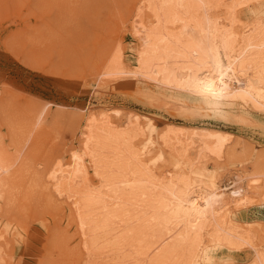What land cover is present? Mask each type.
Instances as JSON below:
<instances>
[{
    "label": "bare ground",
    "instance_id": "obj_1",
    "mask_svg": "<svg viewBox=\"0 0 264 264\" xmlns=\"http://www.w3.org/2000/svg\"><path fill=\"white\" fill-rule=\"evenodd\" d=\"M222 1L233 2L136 0L133 6L145 33L143 53L158 69L154 79L190 93L199 104L231 116H242L246 110L264 113V11L251 20L243 19V9L222 15L218 10ZM263 4L264 0L254 1V6ZM92 120L97 122L86 135L84 148L95 170L93 182L80 186L74 181L64 199L55 200L58 205L65 201L66 211L53 227L59 231L66 226L70 235H60L61 230L55 236L51 230V238L66 264H212L219 252L222 261L214 259V264H264V219H241L236 214L255 197H264V165L248 171L219 164L209 170L202 163L210 153L222 164L235 158L233 133H200L205 140L197 145L195 157V137L170 124L159 135L160 163L155 155L145 156L144 148L137 149L138 121L119 128L115 121L97 116ZM212 138L216 143L210 146ZM1 145L0 156L8 145L0 133ZM7 158L0 157V173H5L0 185L11 188L17 184L14 179L22 184L27 177L22 180L20 173H9L14 160L5 162ZM2 188L0 193L10 198L12 192ZM30 190L24 196L28 203L33 200ZM49 192L47 196L54 197Z\"/></svg>",
    "mask_w": 264,
    "mask_h": 264
},
{
    "label": "rangeland",
    "instance_id": "obj_2",
    "mask_svg": "<svg viewBox=\"0 0 264 264\" xmlns=\"http://www.w3.org/2000/svg\"><path fill=\"white\" fill-rule=\"evenodd\" d=\"M135 1L0 0V133L8 142L1 156L9 155L5 162L14 160L9 173H20L22 180L27 177L22 184L14 179L17 184L11 188L0 185L12 192L11 199L0 193V264H66L61 248L52 239L58 231L54 223L66 211L65 201H60V206L57 202L67 195L70 183L81 186L93 182L95 170L84 148L97 122L93 116L112 124L115 121L119 128L138 121L141 134L136 137L140 141L137 149L144 148L145 156L155 155L160 163L159 135L173 124L195 137V157L197 145L205 140L200 133L230 132L236 136L237 160L231 158L222 164L209 151L202 160L209 170L224 165L252 171L256 165H264L263 112L246 110L242 116L250 117L247 122L245 117L199 104L190 93L153 78L158 69L143 53L145 33ZM254 1H222L218 10L227 15L229 10L243 9V19L251 20L264 11V4L254 6ZM46 102L42 115L38 114ZM210 143L216 142L212 138ZM4 175V171L0 173V184L5 183ZM225 179L231 180L230 173ZM29 190L34 204L24 198ZM49 190L54 197L47 196ZM253 201L236 211L241 219H264V197ZM63 227L60 235L66 231ZM214 259L221 262L222 254L214 255L215 263Z\"/></svg>",
    "mask_w": 264,
    "mask_h": 264
}]
</instances>
